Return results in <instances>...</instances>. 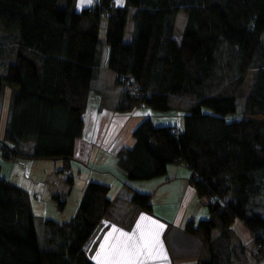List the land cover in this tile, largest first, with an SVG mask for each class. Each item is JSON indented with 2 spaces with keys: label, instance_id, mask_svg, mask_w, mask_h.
Listing matches in <instances>:
<instances>
[{
  "label": "trees",
  "instance_id": "16d2710c",
  "mask_svg": "<svg viewBox=\"0 0 264 264\" xmlns=\"http://www.w3.org/2000/svg\"><path fill=\"white\" fill-rule=\"evenodd\" d=\"M59 3L0 0V105L3 85L17 88L0 140L3 161H61L70 190L88 95L105 66L121 87L117 112L147 107L182 114V127L144 118L132 131L134 145L115 154L128 182L164 177L170 165L190 171L207 217L186 221L181 234L191 244L172 251L196 264H248L233 232L239 220L252 256L264 259V0H123L120 6L96 0L79 11L73 0ZM249 75L241 117L228 120ZM123 185L129 200L110 199L109 186L88 182L75 215L65 223L39 222L38 239L29 195L0 177V264H95L104 220L131 232L144 214L169 230L155 216L151 195ZM63 197L53 196L60 211Z\"/></svg>",
  "mask_w": 264,
  "mask_h": 264
},
{
  "label": "crops",
  "instance_id": "0c3cea01",
  "mask_svg": "<svg viewBox=\"0 0 264 264\" xmlns=\"http://www.w3.org/2000/svg\"><path fill=\"white\" fill-rule=\"evenodd\" d=\"M94 1L96 0H90V2L89 0H73L72 10L79 11ZM114 3L120 6L123 4V0H114ZM105 25V21H103L100 33L104 35ZM104 70L115 79L114 73L108 71L105 66H103L101 73L104 74ZM115 103L116 99L109 105L106 104L103 94L88 95L86 110L83 114L84 126L82 136L76 140L74 157L69 166V175L73 180L70 190L66 185H61L57 180H54V175L60 174L61 177H64L61 174V161H29V159H18L16 162H5L1 157L0 151V177L20 187L29 195L36 221L41 223L43 220L49 218V220L57 223L68 222L75 215L88 182H96L109 186L110 199L118 197L129 200L131 198L129 190L124 186L118 187V179L108 171L107 167L110 158L116 154L119 148H131L134 145L135 140L131 137V132L145 118V113L147 116L151 112L146 111L149 108L142 107L145 112L144 114L136 112L135 109L127 113H119L115 110ZM90 114L94 115L95 121L89 130L86 126V120ZM132 115L136 121L126 134L124 127ZM6 123H4L0 132V140ZM177 123L179 124V122ZM26 150L29 149L26 148ZM76 171H79V174H75ZM190 175V171L183 165H170L167 168L166 176L142 183L144 184L142 185L143 187H147L145 193H150L152 196L157 195V211L160 215L155 214L156 208L154 204H152L153 212L155 216L170 224L169 230H167V225L164 222L144 214L139 216L131 232H125L104 220L99 226V229H104V231L99 237L97 249L92 257L93 262L95 264L98 263L94 259L95 255H97L99 246L105 238L114 232L113 229L118 230L116 231L117 233L125 232L131 235L137 230V224L141 225L144 223V225H151L152 230L154 227L160 226L156 229L158 244L155 254H160V259L157 260L158 264H196V258L184 259V251L183 255L178 254L177 251H172V245L177 248L181 246L188 247L191 244L181 234V229H183L186 221L189 219L197 220L196 217L198 216L201 219L207 217V211L203 206L204 202L198 198L195 190L189 184ZM54 183H57L58 186L54 187ZM35 195L40 196L37 199L38 201L34 199ZM54 195L65 197L63 210L57 211L55 209L53 204ZM141 217H147L148 219L142 221ZM168 232L169 235H167ZM233 232L236 240L247 249L248 264H264V259L258 261L252 256L255 252L253 242L241 221L237 220L235 222ZM142 261L146 262V259L143 258ZM148 261L150 262L149 259Z\"/></svg>",
  "mask_w": 264,
  "mask_h": 264
},
{
  "label": "rangeland",
  "instance_id": "374dc122",
  "mask_svg": "<svg viewBox=\"0 0 264 264\" xmlns=\"http://www.w3.org/2000/svg\"><path fill=\"white\" fill-rule=\"evenodd\" d=\"M59 6H63V0H60ZM183 25H184V17H183V15H180L179 19L177 21L176 29H175V37L177 39H179L181 37L182 31H183ZM103 36H104V34L101 33L100 37L102 39H104ZM131 37H132V21H131V12H130L128 15V22H127V26L125 29L124 41L126 43L130 42ZM108 74L109 73H107V71H105V70H104V74L100 73L98 79L95 80L92 84V89L90 91V94H103L104 102L109 105L111 102H114L115 99L117 102L121 87H120V85H118L116 83V79H113L111 77V75H108ZM251 85H252V76L249 75L248 78L246 79L244 85H243V88L241 90V95L238 98L239 100L237 103V109L233 114L228 115V117H227L228 120L239 119L241 117V104L243 102L244 96L250 91ZM16 93H17V88L8 87L5 84L3 85L1 105H0V132L2 131V127H3L4 123H6V121H7V117L10 113V110H11L12 98ZM141 108L142 107L136 108L135 111L139 112L140 114H142V113L144 114L145 113L143 111L144 109L143 108L141 109ZM146 111H150L151 114H147V116H146V113H145V118L149 117L155 125L160 126V125H165L167 123H173V122L177 121V122H179V124H177L178 127H182V120H183L182 114L176 110L167 111V112H158V111H155L152 109H148ZM94 119H95L94 115L90 114L86 120V126L89 130L91 128V125L94 124V121H95ZM119 120H121V119H119ZM135 121H136V119H134L133 115H132L124 127V132L126 134H127V131L131 129L130 127L135 123ZM131 134H132V132H131ZM131 137H132V135H131ZM107 168H108V171L111 172L118 179V181H117V183H119L118 187H120V188L123 187L124 186L123 181H124L125 183H129V186L131 188H134L136 191L141 192L143 194L147 190L146 186L145 187L142 186V185H144V184H142L144 182H139V181L128 182L127 181L126 176L124 175L122 170L117 166V159H116L115 155L110 158V162H109V165ZM75 174H79V171H76ZM62 178L63 177H61L60 174L54 175V180H57L58 183L61 185L63 184ZM121 180H123V181L121 182ZM57 186H58V184L54 183V187H57ZM149 192H152V191H149ZM145 194L152 196V194H150V193H145ZM35 196H37V195H35ZM35 196H34L35 200H37L40 197V196H37V198H35ZM156 196H152L151 200H152V204H154V207L156 208L155 214L160 215V213L157 211L158 200L156 199L157 198ZM53 204H54L55 209L57 211H59L54 201H53ZM196 218H197V220L201 219L200 216H198ZM36 228H37L38 239H40L41 227H40V224L38 221H36ZM154 229L152 230L151 225H148V224L144 225V223H142L141 229L140 230L137 229L135 231L138 235H139L140 231H144L147 233L150 230L152 233L153 243L155 244L154 254L151 257L145 258L146 262L142 261L143 258L140 260H137V261H125V260L117 261V260L112 259L108 256L107 249H108L109 245L117 237H119V233H117V232L111 233V235L107 236L105 238V240L101 243V245L99 246V251L97 252V255H95V258H94L95 261L98 262L97 264H158L157 260L160 259V254H155V252H157L156 247L158 244V238H157L158 234L156 236V232H157L156 229H158V228L154 227ZM120 239H123V238L120 237ZM155 239H156V241H155ZM106 240L109 241V244H107V245L105 244ZM90 245H91V243L88 244V248L90 247ZM102 249H104V251H102ZM148 259L150 260V262L149 261L147 262Z\"/></svg>",
  "mask_w": 264,
  "mask_h": 264
},
{
  "label": "snow or ice",
  "instance_id": "6c2138e0",
  "mask_svg": "<svg viewBox=\"0 0 264 264\" xmlns=\"http://www.w3.org/2000/svg\"><path fill=\"white\" fill-rule=\"evenodd\" d=\"M146 219L148 218L141 217L142 221ZM136 227L138 230L141 229L140 224H137ZM113 231L116 232L118 230L113 229ZM120 237L123 239H120ZM105 244H109V241L106 240ZM154 248L155 244L153 243V237L150 230L147 233L140 231L139 235L136 232H133L131 235L125 232H119V237L109 245L107 252L110 258L117 261H137L142 258L151 257L154 254ZM102 251H104V249H102Z\"/></svg>",
  "mask_w": 264,
  "mask_h": 264
},
{
  "label": "bare ground",
  "instance_id": "6f19581e",
  "mask_svg": "<svg viewBox=\"0 0 264 264\" xmlns=\"http://www.w3.org/2000/svg\"><path fill=\"white\" fill-rule=\"evenodd\" d=\"M62 194V193H61ZM59 197H60V195H59ZM64 198V197H63ZM61 199V198H60ZM64 201V200H63Z\"/></svg>",
  "mask_w": 264,
  "mask_h": 264
},
{
  "label": "built area",
  "instance_id": "2783aa9c",
  "mask_svg": "<svg viewBox=\"0 0 264 264\" xmlns=\"http://www.w3.org/2000/svg\"><path fill=\"white\" fill-rule=\"evenodd\" d=\"M35 198H37V196H35ZM212 201V200H211Z\"/></svg>",
  "mask_w": 264,
  "mask_h": 264
}]
</instances>
